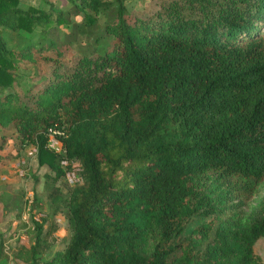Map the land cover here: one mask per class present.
I'll return each instance as SVG.
<instances>
[{
  "label": "trees",
  "instance_id": "trees-1",
  "mask_svg": "<svg viewBox=\"0 0 264 264\" xmlns=\"http://www.w3.org/2000/svg\"><path fill=\"white\" fill-rule=\"evenodd\" d=\"M66 1L44 10L0 0V125L53 172L48 213L11 259L264 264V199L249 224L182 238L190 217L215 210L199 177L247 190L264 177V0H154L142 13L126 0ZM22 32L20 45L11 35ZM33 67L40 78L24 90L18 71ZM73 162L82 183L68 186ZM62 206L71 235L45 257ZM9 260L0 244V264Z\"/></svg>",
  "mask_w": 264,
  "mask_h": 264
},
{
  "label": "rangeland",
  "instance_id": "rangeland-1",
  "mask_svg": "<svg viewBox=\"0 0 264 264\" xmlns=\"http://www.w3.org/2000/svg\"><path fill=\"white\" fill-rule=\"evenodd\" d=\"M22 6H34L48 10L50 5L58 8L65 7L66 0H19ZM132 4L138 12H144L154 0H126ZM74 22L82 20L81 14H70ZM70 32L67 26L58 27L56 34L59 41L64 40L66 33ZM27 36L24 32L11 35L12 39L22 45ZM37 31L32 35L36 38ZM30 37V36H29ZM86 38V35H77V41ZM40 73L36 67L20 69L18 81L22 89H31L38 83ZM54 134L49 136L48 147L54 151H61V142ZM65 181L68 186L79 185L82 179L79 176V164L73 162ZM71 172L77 178L73 182ZM46 174L53 172L46 165H39L36 156V147L33 144H24L19 147L16 132L13 128H3L0 125V244L3 252L10 256L9 264H17L11 259V253L19 245L29 246L34 242L35 233L32 220L38 219L48 213L51 205L48 197L49 188L45 182ZM246 183V182H245ZM245 183L234 181L233 185L218 184L209 179L199 177L194 184L195 188L206 187L212 202L214 212L203 214L197 213L190 217L186 223L185 232L182 238L185 240L190 236L200 237V231L204 228L212 233L219 225H241L249 224L257 215V212L264 199V177L259 185L253 186L255 190H247ZM250 183V182H249ZM251 184V183H250ZM66 186L63 187L65 190ZM36 196L42 205L37 208H30L29 203ZM68 211L62 206L53 219L57 225L54 233V243L45 254V257L53 255L58 250H63L70 238L71 229L68 223ZM199 232V233H198ZM255 251L264 262V237H261L255 244ZM20 264V263H19Z\"/></svg>",
  "mask_w": 264,
  "mask_h": 264
},
{
  "label": "built area",
  "instance_id": "built-area-1",
  "mask_svg": "<svg viewBox=\"0 0 264 264\" xmlns=\"http://www.w3.org/2000/svg\"><path fill=\"white\" fill-rule=\"evenodd\" d=\"M52 134H53V133H52ZM52 134H51V135H52ZM69 172H70V170L67 171L66 174H68ZM69 175H70V174H68V176H69ZM71 175H72V177L74 178V179H73V182L76 181L77 178L75 177V174H74L73 172H71ZM8 264H9V263H8Z\"/></svg>",
  "mask_w": 264,
  "mask_h": 264
}]
</instances>
